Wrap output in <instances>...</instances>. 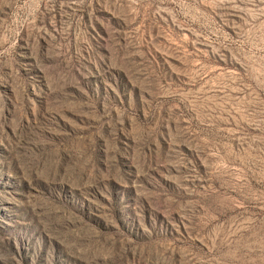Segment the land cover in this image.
Here are the masks:
<instances>
[{"label": "rangeland", "instance_id": "obj_1", "mask_svg": "<svg viewBox=\"0 0 264 264\" xmlns=\"http://www.w3.org/2000/svg\"><path fill=\"white\" fill-rule=\"evenodd\" d=\"M0 264H264V0H0Z\"/></svg>", "mask_w": 264, "mask_h": 264}]
</instances>
